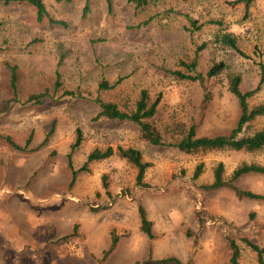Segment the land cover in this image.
Wrapping results in <instances>:
<instances>
[{
	"label": "rangeland",
	"instance_id": "374dc122",
	"mask_svg": "<svg viewBox=\"0 0 264 264\" xmlns=\"http://www.w3.org/2000/svg\"><path fill=\"white\" fill-rule=\"evenodd\" d=\"M235 1L145 0L137 6L111 0L108 10L105 0H89L90 12L82 17L83 0H45L48 16L65 26L37 23L26 4L0 3V137L20 147L31 139L26 152L0 139V162L11 151L12 168L2 184L12 188L1 199L6 213L0 218V264H229L230 239L240 248V264H258L242 240L264 248V201L205 186L218 163L225 178L242 163L264 166V150L187 155L149 145L132 122L97 118V100L131 112L146 90L151 102L161 99L148 122L164 139L180 138L191 125L199 137L229 134L240 111L227 91V76H240L242 92L255 90L264 62V0L247 9ZM220 33L234 35L245 56L215 43ZM201 45L197 73L218 62L226 66L206 82L210 100L204 107V89L171 74L184 71L179 62H190ZM102 81L115 86L99 90ZM259 104L264 84L249 100L250 106ZM249 127L264 129V116ZM77 131L82 139L71 152ZM108 147L141 152L149 164L141 185L136 169L116 154L79 171L91 151ZM232 184L264 196L261 175L247 174ZM139 207L151 222V238L140 229Z\"/></svg>",
	"mask_w": 264,
	"mask_h": 264
},
{
	"label": "trees",
	"instance_id": "16d2710c",
	"mask_svg": "<svg viewBox=\"0 0 264 264\" xmlns=\"http://www.w3.org/2000/svg\"><path fill=\"white\" fill-rule=\"evenodd\" d=\"M45 0H0V3L8 6L10 4H26L32 7L35 11L36 22L43 23L47 22L49 25L55 26H65L62 21H56L51 19L46 11L44 4ZM56 3L69 4L75 0H54ZM84 6L82 9V17H85L90 12L89 0H83ZM108 10L111 9V0H105ZM255 0H236V3L244 4L247 9ZM137 6H142L146 4L145 0H132ZM215 43L222 47L229 48L237 52L241 56H245L239 49L237 38L230 33H220L215 36ZM204 48L201 45L197 48L194 58L190 62L180 61L179 66L184 69V71L176 70L171 74L178 80L195 82L198 83L205 91L201 105L204 107L210 100V94L207 92L206 82L208 80L215 79L221 76L226 69L223 62L214 63L208 68L204 75L196 72L197 67V54ZM259 83L255 90L242 92L240 90L241 78L239 75L231 74L227 76V91L235 98L239 107V117L234 128L227 135L214 136V137H199L196 133L194 125H191L182 136L176 138H169L166 140L163 138L162 134L156 130L149 122L157 112V106L160 102V97L158 96L153 102L150 100V96L146 90H141L138 99L135 103L134 110L131 112H124L120 110L115 104L101 102L97 100L99 105V113L97 118H105L111 121H127L136 124L139 128L140 138L147 142L149 145L156 147H168L176 149L177 151L187 154H207L211 152H223V151H245V152H256L264 150V129L249 132L250 124L257 118L264 116V104H259L256 106H250L249 100L252 96L259 90L260 86L264 84V62L259 63ZM61 86L59 82V75L56 74V80L54 83V88L58 89ZM115 85H108L105 81H102L98 89L99 90H110ZM10 88L12 90L13 96L16 97V76L14 71L11 73ZM67 95H72V93H65ZM44 95L40 94L37 96H31L27 99V102L33 100H39ZM40 102V101H39ZM179 129L180 126H176ZM49 132L48 136L52 133ZM5 142L10 145V147L16 151H24L26 147L30 144L31 139L28 138L25 142L24 147L18 146L14 143L10 137L3 138ZM82 136L80 131L76 132V139L74 144L71 146V152L77 148L81 142ZM113 154H116L120 159L125 160L128 164L136 169V185L139 186L143 182L145 172L149 167V164L143 161V157L140 151L134 148H123L117 147L114 152L111 147L105 150L94 149L89 153L86 158V162L79 171H86V166L94 161H102L110 158ZM71 153L69 154V156ZM70 163V161H69ZM203 164L197 165L194 178L196 179L202 171ZM224 165L218 163L213 169V181L211 184L205 186L208 189H219V188H230L234 195L241 199H252L264 201L263 195L254 194L249 191H244L233 185L232 183L247 174L261 175L264 177V166L255 163H242L238 165L231 173L228 178L224 176ZM76 172H73V180ZM140 229L148 238H151V222L147 220L144 210L138 208ZM116 239H112V245H114ZM243 243L257 256V263L264 264V248H260L257 245L251 243L250 241L243 239ZM228 248L230 251L229 264H240V248L233 240H228ZM189 264V263H188Z\"/></svg>",
	"mask_w": 264,
	"mask_h": 264
},
{
	"label": "crops",
	"instance_id": "0c3cea01",
	"mask_svg": "<svg viewBox=\"0 0 264 264\" xmlns=\"http://www.w3.org/2000/svg\"><path fill=\"white\" fill-rule=\"evenodd\" d=\"M4 137H0V139L3 141V142H5V140L3 139ZM12 140V139H11ZM27 141V140H26ZM6 143V142H5ZM7 144V143H6ZM8 145V144H7ZM9 147H10V145H8ZM11 148V147H10ZM20 152H26V150H24V151H20ZM10 158H11V151H8V153H7V157H6V155H5V153L3 154V160L0 162V206L2 205L3 207H5L6 206V203H5V200H3V202H1V199H3V198H5L6 196H9L7 193H8V191H10V189L12 188L11 187V185H2L3 184V182L6 180L7 181V179H8V176L10 175V174H12L11 173V171H12V168H11V160H10ZM23 165H24V163L23 162H20V163H18L17 165H15V166H18V171L20 172V170L22 169V167H23ZM25 197L27 198L28 196H27V194H25ZM28 200H30V198H28ZM34 201V200H33ZM37 201H39L38 199L36 200V201H34V202H37ZM2 203V204H1ZM2 211L3 212H5L1 207H0V218L1 217H5V215H3V216H1V214H2ZM6 213V212H5ZM26 217H29V213L27 212L26 213ZM39 218V217H38ZM1 222V221H0ZM4 223V222H3ZM35 227V222H32L31 223V225H30V228L31 229H33ZM73 229L75 230L76 229V225L74 226L73 225ZM72 229V230H73ZM73 230V231H74ZM79 231H80V227H79ZM71 233H72V231H67V236H70L71 235ZM61 236H63V234H59L58 236H55V238L57 239V238H60ZM65 238V237H64ZM57 250H59V248H57ZM56 253L57 254H59L60 255V253L58 252V251H56ZM59 255H57V256H59ZM61 256V255H60Z\"/></svg>",
	"mask_w": 264,
	"mask_h": 264
}]
</instances>
